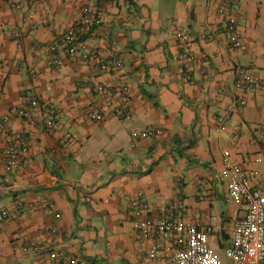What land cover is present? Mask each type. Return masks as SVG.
Wrapping results in <instances>:
<instances>
[{
  "label": "crops",
  "instance_id": "0c3cea01",
  "mask_svg": "<svg viewBox=\"0 0 264 264\" xmlns=\"http://www.w3.org/2000/svg\"><path fill=\"white\" fill-rule=\"evenodd\" d=\"M225 4L240 25L237 50L219 12ZM87 5L104 8L102 25L85 37L102 58L53 52ZM177 32L191 39L192 68L181 59L186 47ZM112 59L122 66L102 73ZM239 68L262 82L230 112L243 96ZM100 85L106 94L97 92ZM123 86L130 119L86 120L90 110L108 113L105 103H119ZM50 107L60 115H50ZM20 108L29 119L15 116ZM5 117L11 120L0 148L23 135L29 154L25 167L11 172L0 161V210L19 213L0 222V264H45L46 256L22 252L30 241L84 264L170 263L173 240H144L133 225L131 202L139 193L153 219L182 202L180 218L211 227V246L225 259L232 224L245 213L228 202L224 152L247 173L258 172L254 183L264 187V0H0V121ZM149 128L161 136L133 145L132 134ZM46 203L54 209H42Z\"/></svg>",
  "mask_w": 264,
  "mask_h": 264
},
{
  "label": "built area",
  "instance_id": "2783aa9c",
  "mask_svg": "<svg viewBox=\"0 0 264 264\" xmlns=\"http://www.w3.org/2000/svg\"><path fill=\"white\" fill-rule=\"evenodd\" d=\"M14 7H17L13 5ZM222 16L226 17V30L229 36L230 47L234 50L243 46V37L236 15L230 7L225 4L219 10ZM104 18V8L84 6L81 10V17L75 27L68 30L51 47L53 52H61L70 58H79L84 62L100 60L103 52L100 49H90L85 42V37L98 29ZM176 40L181 42L186 48L181 55L185 64L192 68L196 64V57L190 52L189 35L183 32L175 34ZM122 62L119 59L105 61L100 68L102 73H106L110 68H119ZM238 80L236 89L243 94L231 105L230 112H235L237 106L246 105L245 93L250 92L261 82V78L246 68L237 70ZM97 92L100 95L106 94L104 86H98ZM33 106L38 103L31 101ZM106 113L94 108L86 116L88 122H101L108 115L117 120H128L132 114V101L129 97L128 86H123L120 90V101L115 104L108 101L104 104ZM50 115H60L54 107L47 109ZM18 119L27 120L30 113L26 108L17 109L14 112ZM10 117H5L0 121V132H8ZM48 128L54 127L53 120H47ZM162 134L161 129L149 128L143 131H135L131 136L133 145L147 140L156 139ZM71 135L66 139L71 140ZM16 142L8 144L4 149L0 148V161L4 160L5 170L14 171L25 167V159L29 154V147L23 135L16 136ZM263 159L258 158V162ZM223 178L227 183L228 202L230 204L243 206L245 215L236 219L232 224V241L230 247L225 249V259L211 246L213 229L211 227L199 228L184 219L180 215L186 210L185 205L176 201L170 205L165 216L153 219L149 216L151 207L142 193L132 199L133 225L140 232L144 240L162 235L173 240L174 254L168 264H264V187H258L254 179L258 177V172L247 173L240 165L233 162L229 151L224 152ZM44 210H53V204L41 205ZM19 216L17 212H10L7 209L0 210V222L15 220ZM58 217V216H57ZM23 253L37 254L47 257L45 264H84V261L66 258L61 251L49 250L36 242H26L21 246ZM155 248L144 261H149L155 257Z\"/></svg>",
  "mask_w": 264,
  "mask_h": 264
},
{
  "label": "rangeland",
  "instance_id": "374dc122",
  "mask_svg": "<svg viewBox=\"0 0 264 264\" xmlns=\"http://www.w3.org/2000/svg\"><path fill=\"white\" fill-rule=\"evenodd\" d=\"M223 258V257H222ZM224 259V258H223Z\"/></svg>",
  "mask_w": 264,
  "mask_h": 264
}]
</instances>
